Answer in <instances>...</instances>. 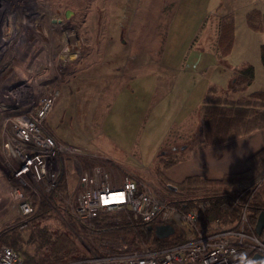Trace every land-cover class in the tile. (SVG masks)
Returning <instances> with one entry per match:
<instances>
[{
  "label": "rangeland",
  "instance_id": "rangeland-1",
  "mask_svg": "<svg viewBox=\"0 0 264 264\" xmlns=\"http://www.w3.org/2000/svg\"><path fill=\"white\" fill-rule=\"evenodd\" d=\"M211 1L214 5L213 11L220 10L217 14L232 11L234 8V6L231 9L226 8L231 0H0V231L2 227L18 220L23 222L20 227L23 240L28 239V220L38 212L41 203L45 202L53 208L48 195L58 179L61 160H63L67 173L66 187L58 193L57 200L66 209H70L72 219L77 223L78 228L75 231L70 223L54 210L53 214L43 221L42 226L50 231L70 230L73 240L83 246L85 252L82 257L85 259L90 253H96V249L92 247H95L100 240H114L136 247L150 245L134 238L133 235H116L108 229L119 224L137 223L126 210L104 214L99 218L104 222L98 221L97 225L92 222L82 224L75 219L74 207L82 188L73 168L71 161L73 158L68 159L65 156H60L53 166L55 169L52 167L56 170L57 177L54 182L49 183L50 185L30 183L23 187L36 212L28 217H19L14 190L21 189V186L11 177L12 162L3 150L7 132L5 124L7 118L35 108L40 98L48 92L47 90L56 86L59 96L47 116L48 120L45 121L46 129L56 140L60 141L57 138L59 137L60 142L78 147L85 153V156L74 159L83 171L97 165L102 166L104 170L115 176H112L113 178H117L116 181H119L113 183L115 180L112 181L109 175L108 182L111 185L121 184L124 174L134 172L169 203H171L169 200L178 202L194 197L185 193L180 195L178 190L179 194L174 193L170 197L171 195L165 193L156 177L158 170H164L162 157L175 160L188 155L189 152L186 153L188 143L173 147L169 145L172 138L168 137V145L161 151L163 154L158 152L153 158L152 165H148L152 153L150 149L155 145L158 137V126L152 125L141 131L144 134L140 153L134 151L125 155L111 146L113 144L109 141L111 134L119 133L121 104L117 101L113 106L114 112L110 113L107 119L104 118L116 91L114 85L106 88L108 82L106 74L110 73H105V70L112 71V74L117 76L118 72H114L113 69L119 66V60L124 54L119 57L120 53L115 52L120 49V39H129L122 48H130L128 44H135L132 35H143L144 56H152L153 59L156 57V54L153 55L151 52L154 49L153 42L159 47L160 38L164 37L166 32L172 36V45L186 41L193 31L194 24L203 15L202 8L206 2L208 5ZM257 3H246L241 9L248 12ZM66 12H69L68 17L65 16ZM173 18L176 20L174 23ZM216 18L217 16L214 15L208 19L206 25H203L205 32L203 35L201 33L196 35L192 46L200 44L203 36L209 37L205 46L214 44L219 24ZM170 23L173 24L169 28ZM152 34L159 36L158 41L151 40ZM236 35L241 45L240 43L237 45L236 52H233L229 58L217 60V66L232 69L244 63L252 65L256 71L255 80L252 84L243 86L238 92L264 90V68L258 50V43H264V33L250 31L246 26L244 15L238 14ZM174 47L175 50H179L181 46ZM115 54L116 59H113L112 56ZM147 59L144 58V61H148ZM219 67L213 68L216 76L221 72ZM109 68L111 70H108ZM143 70L150 71V68L144 67ZM141 78L144 80L146 75ZM172 79L174 78H169ZM196 81L197 85L202 86L207 80L204 76L198 75ZM183 106L184 104L179 108L178 114ZM178 114L173 108V118ZM50 118L63 123L65 127L60 130L54 129L50 124ZM190 144V149L193 148L192 146H199V143L194 141ZM91 154L96 155L94 158L98 161L93 162L89 167L86 162L90 161L86 158H93ZM106 157L108 159H105ZM135 158L138 160L137 163ZM132 165L148 166L146 169H138L139 172L136 173L137 169ZM263 190L264 187L259 192L264 194ZM175 233L178 235L180 231L176 230ZM33 249L34 246L28 244L24 248L27 253L32 254L35 252Z\"/></svg>",
  "mask_w": 264,
  "mask_h": 264
},
{
  "label": "built area",
  "instance_id": "built-area-1",
  "mask_svg": "<svg viewBox=\"0 0 264 264\" xmlns=\"http://www.w3.org/2000/svg\"><path fill=\"white\" fill-rule=\"evenodd\" d=\"M56 88L50 87L35 108L6 120L3 150L12 162L11 177L21 186L14 190L19 217L36 212L23 187L30 183L50 185L57 177L52 167L60 156H65L73 158V168L82 188L74 207L78 222L88 224L109 212L126 210L141 224H169L183 238L181 243L159 249L100 240L92 247L96 253L89 252L87 259L80 258L69 264H263L253 259L254 255L264 258V240L256 235L248 219L247 203L264 187V169L250 181L219 190L230 198L231 209L241 210L235 222L230 214L208 219L210 205L203 192L180 200L177 206L132 173L124 174L121 184L111 185L109 175L115 177L111 172L98 165L83 171L74 159L85 153L56 140L46 129L45 121L59 96ZM91 155L93 158L86 159L98 161L94 158L96 155ZM113 177V183L119 182ZM242 199L244 202L240 204ZM0 264H23V259L18 251L0 244Z\"/></svg>",
  "mask_w": 264,
  "mask_h": 264
},
{
  "label": "crops",
  "instance_id": "crops-1",
  "mask_svg": "<svg viewBox=\"0 0 264 264\" xmlns=\"http://www.w3.org/2000/svg\"><path fill=\"white\" fill-rule=\"evenodd\" d=\"M253 2L258 3L255 6L253 5L248 12L258 10L264 16V0H231L226 8L231 9L232 6L234 8L232 11L228 10L223 14H217L220 10L213 11L212 1L208 5L206 2L204 8H202L203 15L194 24L193 31L186 41L172 45V36L166 32L164 37L160 38L159 47L153 42L152 48L154 49L151 52H153V55L156 54L154 59L152 56H144L143 35H132L135 44H128L130 48H122L125 46V41L129 39L119 40L120 49L115 50V52L120 53L119 57L124 54L122 55L123 58L119 60V66L113 69L114 72H118L117 76L113 75L112 71L107 72L105 67V73H110L106 74L108 80L106 88H111V85H114L116 91L113 94L112 104L104 118L107 119L110 117V113L114 112L113 106L117 101L121 104L119 133L116 135L111 134V137H108L109 141L113 142L111 146L119 149L125 155L134 151L140 153L142 135L144 134L141 131L154 125L158 126L159 131L157 132L159 133L155 145L150 149L152 153L148 165H152L154 156L168 145V137L172 138L169 145L173 147L188 143L186 153L189 152V154L182 157V160L172 167L161 171L162 175L170 182L179 184L189 177L218 181L225 175L242 173L248 169V158L264 148V129L220 145L205 148H201L199 145L197 147L192 146V149L189 148L191 142H200L198 138L200 136L201 108L204 100H213L222 94H227L230 99L237 100L251 93H232L230 91L233 68L236 66L232 69L217 66L216 61L218 59L214 52L217 39L209 47L204 45L209 39L208 36H203L204 38L198 45L192 46V43L197 34L201 33L203 35L205 32L203 25H206L211 16H217L216 19L219 22L221 17L232 13L235 30L233 47L226 59L229 58L233 52H236V47L240 43L236 35V16L240 14L244 15L245 18L247 12L242 11L241 8L246 3ZM174 19L173 23L176 21ZM173 23H170L169 28ZM258 33L262 34L264 31ZM158 37L157 34H152L150 38L151 40H157ZM261 45H264V43H258V50ZM174 46L181 47L179 50H175ZM112 58L116 59V54ZM144 58H148V61L145 62ZM144 67H149L150 71H144ZM215 67L220 68L221 72L217 73L218 76L215 75L216 72H213ZM253 68L254 79L252 82L256 77L255 67ZM108 70H111V68ZM145 75L146 78L143 80L141 77ZM198 75L204 76V79L207 80L202 86L197 85L196 78ZM171 77L174 79L169 80ZM106 88L105 90H107ZM183 104V109L178 114V110ZM173 108L178 114L174 118L172 116ZM49 121L54 129L60 130L65 127L63 123L56 121L54 118H50ZM57 138L61 141V138ZM138 160H140V157H138ZM138 160L135 158V163ZM148 165H132V167L137 169L136 173H138V169H146ZM230 187L215 188L222 190Z\"/></svg>",
  "mask_w": 264,
  "mask_h": 264
},
{
  "label": "trees",
  "instance_id": "trees-1",
  "mask_svg": "<svg viewBox=\"0 0 264 264\" xmlns=\"http://www.w3.org/2000/svg\"><path fill=\"white\" fill-rule=\"evenodd\" d=\"M245 23L249 30L253 32L264 31V16L258 10L247 12L245 14ZM234 30L235 23L233 14L230 13L221 17L218 25V38L214 50L218 60H222L230 54L234 43ZM259 55L260 62L264 68V45L259 47ZM253 79L254 68L252 65L244 63L234 67L230 91L232 93L240 91L243 86L250 85ZM262 129H264V90L251 92L237 100H232L227 94H222L220 97L214 98L213 100H204L201 108L200 136L198 138L200 139L199 145L201 148L220 145ZM159 156L162 155L159 154ZM162 159V168L164 170L182 160V158L168 160L163 157ZM89 161L90 162L87 161L86 164L90 167L95 161ZM247 165L248 169L246 171L238 174L225 175L218 181H208L199 177H189L181 183L176 184L167 180L162 175L161 170L156 172V177L159 183L162 184L165 193L171 195L170 197H172L174 193H180V195L185 193L191 196L197 192H203L207 196L210 205L206 213L208 219L216 217L223 218L230 214V219H234L235 222L239 220L241 210L237 207L231 209L230 198L223 195L219 190L255 178L264 169V148L248 158ZM66 179L67 173L65 165L63 160H61L58 179L48 195V200L53 208H50L45 202L41 203L38 212L28 220L29 226L27 227L29 229V236L26 241H24L21 236L22 230L20 227L23 222L17 220L12 224H8L6 227H2L3 229L0 231V244L8 245L18 251L22 256L23 264H68L83 258L82 256L85 252L84 248L73 240L70 230L57 229L50 231L47 227L42 226L43 221L49 217L50 214H53L54 210L62 215L75 231L76 228H78L77 223L72 219L70 209H66L59 204L57 200L58 193L66 187ZM177 190L179 193H177ZM262 194L263 192H258L253 195L247 203V211L249 213L248 219L252 225H255L257 216L264 211V194L263 197ZM169 201H171V204L177 206L180 203V200L178 202H174L175 200ZM243 202L244 199L239 203L241 204ZM99 218L92 221V223L97 225L98 221L104 222V220H100ZM148 228L149 226L147 224L137 222L134 224H119L108 229L112 230V233L116 235H133L134 238H138L140 241L150 244L148 245L150 249L164 248L183 241L181 233L178 235L174 233L167 239L158 240ZM79 229L83 231L82 228ZM260 236L264 240V228ZM27 244L34 246L33 250L35 252L33 254L27 253L24 250Z\"/></svg>",
  "mask_w": 264,
  "mask_h": 264
},
{
  "label": "water",
  "instance_id": "water-1",
  "mask_svg": "<svg viewBox=\"0 0 264 264\" xmlns=\"http://www.w3.org/2000/svg\"><path fill=\"white\" fill-rule=\"evenodd\" d=\"M68 15H69V12H66L65 16L68 17ZM184 147H181V149H183ZM161 154H163V152H161ZM263 228H264V211H262L257 216L256 222L254 225V231H255L256 235L260 236L263 232ZM148 229L153 232L154 237L158 240L167 239L174 234V228H173V226H171L169 224H160V225L149 226ZM253 259L257 262L264 264V258L259 256V255H254Z\"/></svg>",
  "mask_w": 264,
  "mask_h": 264
},
{
  "label": "bare ground",
  "instance_id": "bare-ground-1",
  "mask_svg": "<svg viewBox=\"0 0 264 264\" xmlns=\"http://www.w3.org/2000/svg\"><path fill=\"white\" fill-rule=\"evenodd\" d=\"M3 7H4V5H3ZM2 8V7H1ZM3 9V8H2ZM4 18H7V17H4ZM7 20V19H6ZM6 22V21H5ZM7 23V22H6ZM1 47V46H0ZM75 56V55H74ZM2 71V70H1ZM56 166V165H55ZM54 168V167H53ZM55 169V168H54ZM5 178H6V176H5ZM14 184H15V182H14Z\"/></svg>",
  "mask_w": 264,
  "mask_h": 264
}]
</instances>
